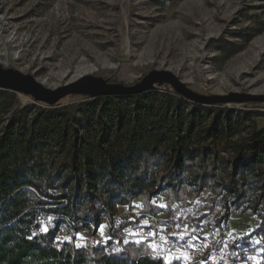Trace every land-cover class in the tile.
Returning a JSON list of instances; mask_svg holds the SVG:
<instances>
[{
    "label": "trees",
    "instance_id": "trees-1",
    "mask_svg": "<svg viewBox=\"0 0 264 264\" xmlns=\"http://www.w3.org/2000/svg\"><path fill=\"white\" fill-rule=\"evenodd\" d=\"M18 95L0 89V264H166L146 242H59L58 223L47 220L94 234L119 205L185 190L222 193L225 221L231 209L253 206L261 219L254 234L264 236V125L247 113L190 102L166 84L138 95H79L76 105L29 97L21 106ZM251 236L229 241L220 264L248 261Z\"/></svg>",
    "mask_w": 264,
    "mask_h": 264
},
{
    "label": "rangeland",
    "instance_id": "rangeland-1",
    "mask_svg": "<svg viewBox=\"0 0 264 264\" xmlns=\"http://www.w3.org/2000/svg\"><path fill=\"white\" fill-rule=\"evenodd\" d=\"M0 65L50 89L81 72L132 85L151 70H165L202 95H260L264 0H0ZM18 101L31 104L22 94ZM83 101L68 96L59 103ZM223 107L264 125V103ZM170 194L117 206L111 217L99 220L94 234L68 232L65 218L50 216L47 226L58 223L56 240L81 247L146 242L153 255L170 264H209L210 251L229 241L240 245L252 235L253 252L237 264H258L264 236L254 234L261 219L253 206L231 209L225 221L218 190H185L177 198Z\"/></svg>",
    "mask_w": 264,
    "mask_h": 264
},
{
    "label": "water",
    "instance_id": "water-1",
    "mask_svg": "<svg viewBox=\"0 0 264 264\" xmlns=\"http://www.w3.org/2000/svg\"><path fill=\"white\" fill-rule=\"evenodd\" d=\"M170 86L184 99L200 105H225L231 103H264V94L229 93L227 95H202L192 91L170 71L151 70L132 85L110 83L92 75H83L63 85L50 89L37 82L31 75L0 65V89L29 96L34 101L53 106L68 96H129L148 92L156 86Z\"/></svg>",
    "mask_w": 264,
    "mask_h": 264
},
{
    "label": "built area",
    "instance_id": "built-area-1",
    "mask_svg": "<svg viewBox=\"0 0 264 264\" xmlns=\"http://www.w3.org/2000/svg\"><path fill=\"white\" fill-rule=\"evenodd\" d=\"M228 255L229 250L226 247H220L210 251L206 259L209 264H220Z\"/></svg>",
    "mask_w": 264,
    "mask_h": 264
},
{
    "label": "snow or ice",
    "instance_id": "snow-or-ice-1",
    "mask_svg": "<svg viewBox=\"0 0 264 264\" xmlns=\"http://www.w3.org/2000/svg\"><path fill=\"white\" fill-rule=\"evenodd\" d=\"M161 207H163V205H161ZM145 225H146V222H145ZM43 231H47V227L45 226V227H43V229H42ZM100 231H101V233L103 234V226H101L100 227ZM133 235H135L136 233H132ZM152 235H153V237H155V233H152ZM177 239H183V237H177ZM164 242H167V238L165 237L164 238ZM150 247H152L153 248V250H156V246L155 245H150ZM166 264H170V262L169 261H166Z\"/></svg>",
    "mask_w": 264,
    "mask_h": 264
},
{
    "label": "bare ground",
    "instance_id": "bare-ground-1",
    "mask_svg": "<svg viewBox=\"0 0 264 264\" xmlns=\"http://www.w3.org/2000/svg\"><path fill=\"white\" fill-rule=\"evenodd\" d=\"M85 72H81L79 74L76 75V78H79L81 75H84Z\"/></svg>",
    "mask_w": 264,
    "mask_h": 264
}]
</instances>
